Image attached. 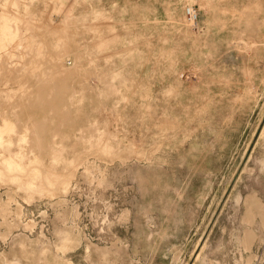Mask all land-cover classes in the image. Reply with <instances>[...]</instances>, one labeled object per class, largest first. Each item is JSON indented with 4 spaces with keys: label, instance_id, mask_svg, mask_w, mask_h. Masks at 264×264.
Segmentation results:
<instances>
[{
    "label": "rangeland",
    "instance_id": "rangeland-1",
    "mask_svg": "<svg viewBox=\"0 0 264 264\" xmlns=\"http://www.w3.org/2000/svg\"><path fill=\"white\" fill-rule=\"evenodd\" d=\"M0 264H264V0H0Z\"/></svg>",
    "mask_w": 264,
    "mask_h": 264
},
{
    "label": "built area",
    "instance_id": "built-area-1",
    "mask_svg": "<svg viewBox=\"0 0 264 264\" xmlns=\"http://www.w3.org/2000/svg\"><path fill=\"white\" fill-rule=\"evenodd\" d=\"M187 16L192 22H196V20L198 18L197 10L193 7H189L187 9Z\"/></svg>",
    "mask_w": 264,
    "mask_h": 264
},
{
    "label": "bare ground",
    "instance_id": "bare-ground-1",
    "mask_svg": "<svg viewBox=\"0 0 264 264\" xmlns=\"http://www.w3.org/2000/svg\"><path fill=\"white\" fill-rule=\"evenodd\" d=\"M6 17V16H5ZM7 22V21H6ZM7 24H9V23H7ZM4 30V29H3ZM8 32V31H7ZM6 33V32H5ZM11 34V33H10ZM10 36V35H9Z\"/></svg>",
    "mask_w": 264,
    "mask_h": 264
}]
</instances>
